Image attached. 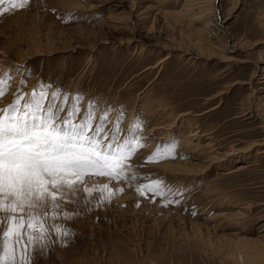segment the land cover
<instances>
[{"label":"rangeland","instance_id":"1","mask_svg":"<svg viewBox=\"0 0 264 264\" xmlns=\"http://www.w3.org/2000/svg\"><path fill=\"white\" fill-rule=\"evenodd\" d=\"M164 1L29 0L0 15V67L13 76L0 108L43 84L49 98L55 90L68 95L61 116L79 94L78 119L92 101L97 117L108 110L109 128L121 113L125 134L136 120L148 125L146 146L132 158L138 179L86 177L82 190L109 184L115 191L105 211L95 204L98 190L86 197L79 187L55 221L72 234L62 242L51 231L54 243L44 251L29 245L31 264H264V0H214L210 42L200 35L203 19L181 22L165 12L184 0ZM118 12L124 24L114 27L109 19ZM190 130V144L179 146L175 139ZM170 140L173 156L147 160ZM157 179L175 195L136 191ZM241 252L249 255L241 260Z\"/></svg>","mask_w":264,"mask_h":264},{"label":"snow or ice","instance_id":"2","mask_svg":"<svg viewBox=\"0 0 264 264\" xmlns=\"http://www.w3.org/2000/svg\"><path fill=\"white\" fill-rule=\"evenodd\" d=\"M28 4L29 0H0V15ZM12 79L10 71L0 75V99L11 92ZM25 85L22 80L21 89ZM49 87L41 84L39 91H17L7 107L0 108V264H31L29 245L44 251L54 243L51 231L62 242L72 234L55 221L61 201L74 196L86 177H107L110 182L138 179L132 158L137 149L146 146L142 122L136 120L125 134L121 113L109 128L108 110L97 117L92 101L78 119L79 94L67 114L61 116L68 95L55 90L49 98ZM62 95V102L57 103ZM175 149L174 141L162 142L147 160L168 158ZM94 189L100 193L98 203L115 195L109 184L83 190L90 193ZM136 191L142 196L149 192L161 195L165 200L175 195L159 179L138 184ZM63 215L68 218L72 214Z\"/></svg>","mask_w":264,"mask_h":264},{"label":"bare ground","instance_id":"3","mask_svg":"<svg viewBox=\"0 0 264 264\" xmlns=\"http://www.w3.org/2000/svg\"><path fill=\"white\" fill-rule=\"evenodd\" d=\"M51 1V0H50ZM54 1V0H53ZM176 1V0H175ZM209 1V2H208ZM184 0V2L181 4V7H180V9L179 10H173V11H165V12H168L169 14L171 13L172 15H173V17H175L177 20H179V21H183V20H186L189 16H196V17H198L199 19H203V28L201 29V30H199L200 31V35H203L204 37H206L207 38V36L209 35V32H210V29H209V26H213V25H215V23H218V12H216V11H213V8H214V3H213V1L214 0ZM168 1L167 0H165L164 1V3H167ZM60 3H61V1H60ZM173 3V4H172ZM168 5H177V2H171L170 0H169V4ZM67 7V6H66ZM67 9V8H66ZM72 9V8H71ZM162 13V12H161ZM167 14V13H166ZM168 14V15H169ZM171 15V16H172ZM124 15H122V12H118L115 16H113V17H111L110 16V21L111 22H114V27H118V26H121L122 25V23H123V17ZM164 16V15H163ZM171 16H170V18H171ZM165 17H167V16H165ZM173 17H172V19H173ZM108 19V18H107ZM190 20H192V19H190ZM194 20V19H193ZM107 21V20H106ZM262 21V20H261ZM177 22V21H176ZM124 24V23H123ZM164 24V23H163ZM180 24V23H179ZM218 25V24H217ZM216 25V27H214L215 28V31H216V34H219V31H220V33H221V28H219V26H217ZM222 25V24H221ZM262 25L264 26V21H263V23H262ZM262 26V27H263ZM214 28H212L211 30H213ZM198 34H199V32H197ZM220 36V35H219ZM223 38V44H222V46H223V48H225V49H231L230 47H228V45H227V38L228 37H222ZM208 41L210 42L211 40H210V37L208 36ZM203 40H204V38H203ZM206 41V40H205ZM212 44V43H211ZM235 48L237 47V48H241V46H242V44L241 43H235L234 45H233ZM193 47H194V45H193ZM198 47V46H197ZM243 48V47H242ZM187 49V48H186ZM187 50H189V49H187ZM191 50V49H190ZM209 50V49H208ZM212 50V49H211ZM192 51H193V49H192ZM192 51H188L187 53H190V54H192ZM195 51V50H194ZM194 51H193V53H194ZM197 51V50H196ZM210 51V50H209ZM208 51V52H209ZM253 53V52H252ZM252 53H248V54H251L252 55ZM196 55H201V52H199L198 51V53H195ZM209 54V53H208ZM262 55V54H261ZM260 55V56H261ZM219 59H223V58H226L227 56H225L224 54H221V53H219ZM258 56V55H257ZM197 57V56H196ZM200 57V56H199ZM169 58V55H167L166 56V58H164V60L163 61H165L166 59H168ZM246 58H247V60L248 59H251V56H249L248 55V57L246 56ZM259 59H262V58H260L259 57ZM227 60V59H226ZM2 61H5V59L4 58H2ZM5 70V66L4 65H2L1 67H0V73L1 72H3ZM261 71H262V77L261 78H264V66H262L261 67V69H260ZM3 74V73H2ZM1 75V74H0ZM250 84H252L253 85V81H252V76H251V78H250V82H249ZM253 88L255 89L256 88V86H254L253 85ZM9 97H10V95H9ZM259 102V101H258ZM259 104H261V101L259 102ZM259 104H257V107L259 106ZM146 108V107H145ZM114 110H115V108H114ZM258 112H259V110L258 109H256ZM97 111V110H96ZM112 114V113H111ZM110 114V115H111ZM81 115V114H80ZM125 115H127V114H125ZM130 115H132V114H129V116ZM109 116V115H108ZM109 118V117H108ZM108 118H107V120H108ZM113 118V117H112ZM111 118V119H112ZM124 118V117H123ZM126 119V117L124 118V120ZM129 120V119H128ZM128 120H126V121H124V122H126V123H122L124 126H127L128 125ZM109 121V120H108ZM113 121V120H112ZM111 124H112V122H110ZM109 123V124H110ZM145 125H147V124H145ZM142 126H144V125H142ZM109 127V126H108ZM143 128V127H142ZM147 128V129H146ZM146 128H143L142 129V132H144V135L146 134V132H147V130H148V125H147V127ZM126 129V128H125ZM124 129V130H125ZM145 129V131H143ZM186 130H187V128H186ZM197 131V130H196ZM125 132V131H124ZM195 133V132H194ZM182 134L183 135H181V140L179 141V139H175V140H177L178 141V144H179V146L181 145L182 147H184L185 145H189L190 144V142L192 141V137L195 135H193L192 134V131L190 130V131H185V132H182ZM209 143H206L204 146H207ZM262 144V142H257V143H253L252 144V146L251 147H253V146H256V145H261ZM197 146H199V144L197 143L196 144ZM195 145V146H196ZM190 147V146H189ZM248 149H246V151H247ZM260 152V151H259ZM262 152V151H261ZM260 152V153H261ZM264 152V151H263ZM185 163V162H184ZM191 163V162H190ZM172 164V163H171ZM178 165H180V163H178ZM183 165V164H182ZM167 166H170V165H167ZM174 166V165H173ZM165 167V166H164ZM172 167V166H171ZM181 167V166H180ZM243 167V166H242ZM152 168V167H151ZM169 168V167H168ZM162 169V168H161ZM243 169V168H242ZM163 170V169H162ZM180 170V169H179ZM164 171V170H163ZM162 171V172H163ZM181 172V171H180ZM164 173V172H163ZM168 173V172H167ZM174 173H175V171H174ZM173 173V174H174ZM176 174H177V172H176ZM92 178H90V180H91ZM89 180V181H90ZM81 188V187H80ZM79 191H82V192H84L83 194H87L88 195V197H94V195H95V204L96 205H98V210H99V213L100 212H103V211H105V200L102 202V203H98V201H99V198H100V193H99V191L98 192H96L94 195L92 194V193H87V192H85L84 190H82V188H81V190H79ZM134 191V190H133ZM81 192V193H82ZM94 193V192H93ZM79 195V194H78ZM80 195H82V194H80ZM80 195H79V197H80ZM84 195V196H85ZM87 195H86V197H87ZM75 197H77V196H75ZM73 198V197H72ZM130 198V197H129ZM74 199V198H73ZM78 200H81V199H79L78 198ZM88 200V199H87ZM90 200H91V198H90ZM94 201V200H93ZM83 204H86V203H83ZM91 206V205H90ZM94 210H96V209H94ZM110 213V212H109ZM90 214V213H89ZM91 214H93V213H91ZM113 215V214H112ZM61 216V215H60ZM81 216V215H80ZM62 218V217H61ZM91 221V220H90ZM243 240V239H242ZM251 246V245H250ZM252 247V246H251ZM253 248V247H252ZM233 251V250H232ZM248 251V250H247ZM238 254V256L240 257V258H242L241 260H243L244 258H246L247 257V254L246 253H237ZM249 255V254H248ZM237 256V257H238ZM238 257V258H239ZM257 258V257H256ZM262 260V259H261ZM256 261V260H255ZM245 263V262H244Z\"/></svg>","mask_w":264,"mask_h":264}]
</instances>
